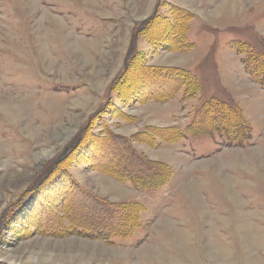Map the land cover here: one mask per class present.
I'll use <instances>...</instances> for the list:
<instances>
[{"label":"rangeland","instance_id":"obj_1","mask_svg":"<svg viewBox=\"0 0 264 264\" xmlns=\"http://www.w3.org/2000/svg\"><path fill=\"white\" fill-rule=\"evenodd\" d=\"M176 9L192 16L190 48L142 35L148 20L170 21ZM138 52L144 65L187 70L197 93L180 85L166 100L120 97ZM249 52L264 56V0H0V264H264V87L244 67ZM212 97L246 122L249 106L252 145L188 135L192 121L208 120L196 111ZM172 126L183 136L155 143ZM117 138L168 165L164 185L102 173L100 151H119ZM73 148L69 166L45 180ZM73 184L130 203L132 235L106 242L37 225L49 219L39 202L53 214L54 186L71 194Z\"/></svg>","mask_w":264,"mask_h":264},{"label":"trees","instance_id":"obj_2","mask_svg":"<svg viewBox=\"0 0 264 264\" xmlns=\"http://www.w3.org/2000/svg\"><path fill=\"white\" fill-rule=\"evenodd\" d=\"M170 13V21L168 18L161 16L156 17L155 20H148L142 35H145V37L148 36L152 44H156V41L163 42L170 50H185L190 48L192 44L186 41L187 37L185 36V32L192 18L191 14L182 9L170 10ZM161 19L168 20V22L162 23L158 21ZM137 54L139 55L135 58L131 57L126 61V71H123L121 74L124 82L121 85H124L127 91H124V93L119 92L120 97L128 102L134 101V103H142L148 99L161 101L174 96L180 85H184L186 95L197 93L199 87H197L196 82L192 84V78L184 68L144 65L145 58L141 53L138 52ZM244 62L246 70L264 87V56L260 57L249 52ZM140 70H145V73H139ZM148 75L150 76L147 77ZM188 84L189 86L186 87ZM141 88L142 90L140 92ZM114 89L117 88L114 87ZM219 101L221 100L212 97L209 101H205L203 104L201 103L196 112L201 115L202 112L208 111V120H200L199 122L192 121L191 123L195 124L197 128L192 129L191 125L189 127L187 126L186 132L192 137L218 136L227 145L236 146L247 144L251 138V129L249 122H246L245 117L241 114L242 110L232 106V113L228 117L229 113L226 111V107L217 106ZM182 136V133L172 126L166 135L161 136L156 133L153 138H156L154 140L155 143L161 141L173 142ZM94 138L92 144H96L100 148V139ZM117 144L120 147L119 151L117 149L100 151L102 157L96 162V166L100 167L99 170L102 173L119 180H130L137 187L144 189L164 185L171 174L168 165L161 161L148 159L144 154L134 151L132 145L126 147L123 142L122 146L118 138ZM74 148L69 150L66 156L55 165L54 171L46 176L45 180H49L55 171H61L63 169L62 165L70 164L76 154ZM66 162L67 164H65ZM94 164L92 163V165ZM67 168L66 172L69 174L70 172ZM60 188L62 193L57 189L56 185L54 186L55 192L58 194V199L53 204V214L52 211H48L44 207L41 201L39 202L42 217L49 219L37 225L50 231L55 236L79 234L88 238H99L106 242H111L114 237L126 238L132 235L134 224L136 226L139 225L137 218H135V223L131 218L128 207L130 203L111 202L106 198L90 194L83 189H78L76 184H73L74 189L71 194L66 193L65 186L64 188L60 186ZM31 190L33 191V189ZM75 194L79 201L77 204L71 200ZM29 206L31 207V202ZM135 206L138 209L141 208L138 204H135ZM55 211L61 214V218L64 221L53 222L50 225V216H53ZM17 215L15 213L9 214L8 218L10 216L11 218L7 222L14 224Z\"/></svg>","mask_w":264,"mask_h":264},{"label":"crops","instance_id":"obj_3","mask_svg":"<svg viewBox=\"0 0 264 264\" xmlns=\"http://www.w3.org/2000/svg\"><path fill=\"white\" fill-rule=\"evenodd\" d=\"M246 107H247V108H246L245 113H246V115H247L248 121H250V124L252 125V121H251V119H250V117H249V116H251V114L248 113V112H249V106H246ZM252 132L255 133L254 128H253V125H252Z\"/></svg>","mask_w":264,"mask_h":264},{"label":"water","instance_id":"obj_4","mask_svg":"<svg viewBox=\"0 0 264 264\" xmlns=\"http://www.w3.org/2000/svg\"><path fill=\"white\" fill-rule=\"evenodd\" d=\"M65 154V153H64ZM64 156V155H63ZM62 154L60 155V157L62 158L63 157ZM56 162L58 161V159L55 160Z\"/></svg>","mask_w":264,"mask_h":264}]
</instances>
